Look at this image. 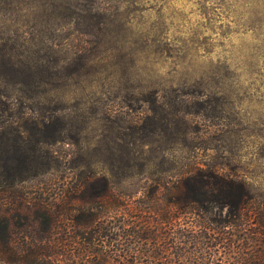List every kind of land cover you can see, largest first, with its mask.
Here are the masks:
<instances>
[{"label":"rangeland","instance_id":"rangeland-1","mask_svg":"<svg viewBox=\"0 0 264 264\" xmlns=\"http://www.w3.org/2000/svg\"><path fill=\"white\" fill-rule=\"evenodd\" d=\"M2 55L50 71L11 93L63 127L45 143L0 142L3 192L22 181L29 195L61 194L73 213L96 211V177L141 163L176 165L174 175L218 165L264 187V0H0ZM31 149L42 159L18 171ZM148 177L125 179L140 183L132 197Z\"/></svg>","mask_w":264,"mask_h":264},{"label":"trees","instance_id":"trees-1","mask_svg":"<svg viewBox=\"0 0 264 264\" xmlns=\"http://www.w3.org/2000/svg\"><path fill=\"white\" fill-rule=\"evenodd\" d=\"M32 62L29 55L17 62L0 56V142L18 145L28 137L29 143H45L63 129L56 120L62 116H38L11 93L47 83L50 71L43 66L39 72ZM182 92L196 98V92ZM191 108L177 111L185 118ZM34 151L24 154L25 161L17 157L18 171H32L31 162L42 159ZM175 168L112 167L116 180L106 173L96 177L100 209L79 207L78 213L61 194L32 196L22 181H12L10 192L0 190V264H264L263 184L224 174L218 165L178 167V175ZM137 175L154 178L141 180L145 190L134 198L140 183L125 179ZM132 183L135 191L124 187ZM80 200L88 203L85 194Z\"/></svg>","mask_w":264,"mask_h":264}]
</instances>
